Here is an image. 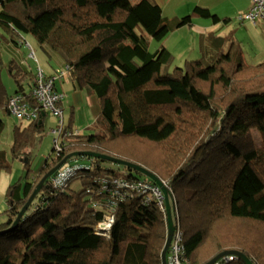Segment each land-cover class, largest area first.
I'll return each mask as SVG.
<instances>
[{
    "label": "trees",
    "instance_id": "trees-1",
    "mask_svg": "<svg viewBox=\"0 0 264 264\" xmlns=\"http://www.w3.org/2000/svg\"><path fill=\"white\" fill-rule=\"evenodd\" d=\"M194 18L221 28L231 22L202 7L168 19L150 0H0L6 43L23 46L29 35L56 64L68 66L73 88L98 99L104 131L65 137L58 155L46 157L37 174L27 170L23 184H10L0 264H161L167 227L156 200L145 203L128 189L116 201L101 182L123 177L157 184L89 154L138 166L168 184L173 224L183 234L190 264H206L228 250L264 264V58L248 63L232 33L212 37L208 46L205 36L201 51L212 62L186 61L161 75L170 53L164 47L150 53V41L192 27ZM8 73L20 87L30 81V92L36 74L14 63ZM22 89L8 95L0 76V109L7 112L15 95L35 106ZM46 116L15 128L13 160L30 165ZM138 143L163 148V157ZM70 155L16 221L42 177ZM66 169L71 174L54 187L51 180ZM9 170L0 160V172ZM107 218L113 222L102 236L98 226Z\"/></svg>",
    "mask_w": 264,
    "mask_h": 264
},
{
    "label": "rangeland",
    "instance_id": "rangeland-1",
    "mask_svg": "<svg viewBox=\"0 0 264 264\" xmlns=\"http://www.w3.org/2000/svg\"><path fill=\"white\" fill-rule=\"evenodd\" d=\"M129 1L131 3H135L138 0ZM174 1L175 0H172L170 4L167 6L165 5L166 7L164 6V15L168 19L175 18V16L172 15V6L175 3ZM243 1L244 0H233L228 3V6L225 5L220 7L218 11L224 12L225 10L227 11V9L233 10V7H235L234 10L237 7L242 9L244 7ZM246 11L244 12L246 13ZM244 12L240 14H244ZM183 14L184 13H178L177 18H182L185 16ZM230 18L231 22L223 31H208V29H204L202 24H197V22H194L192 27L180 28L177 31L170 33L161 42L150 41L148 45V51L150 53H154L161 47H164L170 53V58L168 62L162 66L160 74L164 75L172 73L175 68L183 67L186 61L201 60L203 58L206 62H212L210 60V56L203 54L201 51L202 43L205 40V43H207L208 46L212 37H225L228 35L229 31H231V33L236 37L235 39L237 45L243 51L245 60L248 63L255 64L263 60L264 27L259 26L261 23L258 24L257 21V25L253 26L248 22H244L243 26H240L236 22L237 15H234ZM194 21L206 23L209 20L194 18ZM205 36L206 39L203 40ZM24 37L28 43H23L22 48L19 49L20 58H18L10 54L9 48L11 44L9 43L10 45H8L4 39L8 38V35L0 30V54L1 58L3 59V65L0 68V76L6 93L11 96L18 90L19 85L11 78L8 73L10 63H14L19 67L25 68L26 70L32 72L33 75H35L39 69H41L45 74H54L55 71L63 67L61 64H56L55 59L42 50L35 43L31 36L25 35ZM30 48L33 51L32 55ZM20 60L22 61V65H20ZM21 86L24 87L26 92H28L30 81H22ZM57 87L64 96L62 100L64 125L66 126L70 123L72 130L77 132L79 135L93 133L104 134V131L98 121L99 101L96 96L90 94L86 89H74L70 83H57ZM25 125V123L21 122L14 116L8 115L5 110L0 109V160H4L6 164L10 166V170L8 171L10 184L17 182L23 184L25 182L24 180L25 176L27 175V170L30 172V174H37L42 169L45 158L53 154V138L50 134V131L57 126V118L52 114H47L44 120V131L36 139L34 148L30 150V165L25 166L24 162L22 163L11 158L10 148L13 142L15 128L22 129ZM136 145L145 149L152 155L158 154L160 157H163V148H155L154 146L146 143H138ZM79 162L86 163L87 161L79 160ZM6 208V201L4 197H2V200L0 201V223L5 218L3 212L6 210ZM163 220L166 221L167 227V220L164 219V217Z\"/></svg>",
    "mask_w": 264,
    "mask_h": 264
},
{
    "label": "built area",
    "instance_id": "built-area-1",
    "mask_svg": "<svg viewBox=\"0 0 264 264\" xmlns=\"http://www.w3.org/2000/svg\"><path fill=\"white\" fill-rule=\"evenodd\" d=\"M264 19V0H251L250 8L244 14L237 16V20L240 22H248L255 25L257 21ZM31 55L33 51L30 48ZM57 83H69V67L63 66L61 69L54 72L52 75H45L41 69H39L33 79L32 86L30 88L29 97L35 102V106L30 105L25 101L21 95H15L8 100L7 112L9 115L14 116L22 122H30L38 119L39 115L52 114L57 118V126L51 129L50 134L53 138V153L58 155L63 147V139L70 135H79L75 131H70L65 128L63 120V111L59 104L62 102L64 96L56 90ZM72 169H66L59 172L51 182L54 187H60L70 175ZM132 179L123 177H116L113 179H105L101 182L102 188L111 193V197L120 201L125 190L131 189L135 192H139L145 199V203L156 200V206L158 210L166 219V206L165 196L162 188L169 192L168 185L161 182L160 186H153L147 181H134L128 183ZM113 220L107 218L105 222L99 224L98 234L106 236L109 231ZM235 260L232 256L223 257L215 264H227ZM166 264H190L185 257V249L183 245V234L178 225H174V233L172 235L171 243L166 254Z\"/></svg>",
    "mask_w": 264,
    "mask_h": 264
},
{
    "label": "crops",
    "instance_id": "crops-1",
    "mask_svg": "<svg viewBox=\"0 0 264 264\" xmlns=\"http://www.w3.org/2000/svg\"><path fill=\"white\" fill-rule=\"evenodd\" d=\"M150 1L153 2L154 4L158 5L161 8L162 15L164 17H166L164 15V8L168 4H170L172 2V0H150ZM231 1H233V0H175L174 1L175 3L172 6V15H174L175 18H177L178 17V13H184L183 15H187V14H190L195 7H202V8L208 9L211 13H214L215 15H217L220 18L231 19L230 17H233L234 15L238 16L240 13H242V12H244L246 10L248 11V9L250 8L251 0H244L243 1L244 2V7L242 9L237 7L234 10L235 7H233V10H228L227 9V11L225 10L224 12L218 11V9L220 7H223L225 5L228 6V3L231 2ZM201 20H205V19H201ZM263 21H264V19H262V21L260 20L258 22V24L261 23L259 26H261V27L263 26L264 27V22ZM194 22H197V24H202L204 29H208V31H211V30L212 31H219V30L223 31L228 26L227 25V26L221 28V26H220L221 23L217 24V25H213L211 23V21H208L206 23L205 22H201L200 23V21H194V19H193V23ZM236 22H237V19H236ZM240 26H243V25H240ZM230 33H231V31H229L228 35ZM262 37H263V35H262ZM22 39L24 41V44H25V42L28 43L25 40V37L22 38ZM263 40H264V38H263ZM20 48H22V46L18 47L16 44H11L10 48H9L10 54L20 58V56H19V53H20L19 49ZM21 62L22 61L20 60V65H22ZM57 64H59V62ZM45 75L48 76V75H52V74H45ZM57 90L62 94V92L60 91V89L58 87H57ZM25 93L29 94V90H28V92L25 91ZM7 114H8V112H7ZM70 131H73L72 128H70ZM8 174L9 173H6V172H0V201L2 200V197H4V199H5V194L7 192L8 187L10 186V177H8Z\"/></svg>",
    "mask_w": 264,
    "mask_h": 264
},
{
    "label": "water",
    "instance_id": "water-1",
    "mask_svg": "<svg viewBox=\"0 0 264 264\" xmlns=\"http://www.w3.org/2000/svg\"><path fill=\"white\" fill-rule=\"evenodd\" d=\"M22 91H23L22 87L19 86L17 92L22 93ZM8 115H9V113H8ZM88 156L100 158L102 160H107L109 162H114L120 166H126L129 169L134 170L135 172L144 175L145 177L149 178L150 180H153L158 186L161 187V182L153 174L149 173L148 171H146V170H144L138 166L128 164L126 162H122V161H119V160H116V159H113L110 157L99 156V155H94V154H89ZM70 157H71V155L64 158L60 163H58L53 169H51L48 173H46L42 177V179L40 180V182L36 186L34 192L32 193L29 200L27 201L26 205L21 209L16 221H18L21 218V216L24 214L26 209L29 207L31 202L34 200V198L36 197V195L38 194V192L42 188V185L44 184V182L49 177L54 175L57 171H59ZM162 190H163L164 196L166 198L165 206H166V218H167V234H166V241H165L164 247H163L162 252H161V264H166V254H167V251H168L170 243H171L172 235L174 233V224H173L172 215H171V208H170V205L168 202V192L164 188H162ZM227 256L234 257V259L239 260L242 264H252V262L248 258H246L242 253H240L238 251H234V250H230V251L228 250V251H223V252L219 253L218 255H216L213 259H211L206 264H215L218 260L222 259L223 257H227Z\"/></svg>",
    "mask_w": 264,
    "mask_h": 264
}]
</instances>
